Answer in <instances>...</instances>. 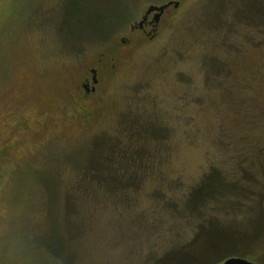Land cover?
Wrapping results in <instances>:
<instances>
[{
	"label": "rangeland",
	"instance_id": "rangeland-1",
	"mask_svg": "<svg viewBox=\"0 0 264 264\" xmlns=\"http://www.w3.org/2000/svg\"><path fill=\"white\" fill-rule=\"evenodd\" d=\"M170 2L155 38L132 35ZM171 253L264 264V0H0V264Z\"/></svg>",
	"mask_w": 264,
	"mask_h": 264
},
{
	"label": "flooded vegetation",
	"instance_id": "flooded-vegetation-1",
	"mask_svg": "<svg viewBox=\"0 0 264 264\" xmlns=\"http://www.w3.org/2000/svg\"><path fill=\"white\" fill-rule=\"evenodd\" d=\"M152 6H150L151 8ZM175 7L174 5L169 6L164 12L153 11L148 14V10L142 15V19L139 23L131 28L132 35L140 38L143 43L147 39H153L156 37L160 30V26L164 21V17L169 8ZM176 8V7H175ZM133 39V38H132ZM131 42V39L124 38L121 40L122 44ZM133 43V40H132ZM120 54L117 51L112 50L109 54H102L95 62L93 67L87 72L86 76L82 79V83L79 87L81 93L84 95L96 94L98 86H102L105 82H109L111 77L116 73L119 66L118 57ZM80 108V116L85 118L86 121H91L92 115L94 114V103H89L85 98L77 97ZM99 111V108L96 109Z\"/></svg>",
	"mask_w": 264,
	"mask_h": 264
},
{
	"label": "trees",
	"instance_id": "trees-1",
	"mask_svg": "<svg viewBox=\"0 0 264 264\" xmlns=\"http://www.w3.org/2000/svg\"><path fill=\"white\" fill-rule=\"evenodd\" d=\"M77 5V4H76ZM75 5V6H76ZM77 8V6L75 7V9ZM78 16V14H72L71 15V19H76ZM81 23V22H80ZM142 145V144H141ZM137 146L136 143H132V147L131 149H135ZM138 148V147H137ZM141 155H142V152H141ZM127 158V161L129 160V156H125ZM134 157L135 158H139L140 155L139 154H133V150H132V161L134 160ZM141 158V157H140ZM131 161V162H132ZM122 167H120V169L122 170V173H124L125 171L128 172V178L129 180L127 181V184L128 182H132V176H130V173H132V165L131 166H128L125 168V165L122 161ZM97 176H102V172H98L97 173ZM121 177V176H120ZM116 177L115 179L117 180V178L120 180L122 179L123 181L125 180V176L124 177ZM95 178V177H93ZM86 179L89 180V176L88 174L86 175ZM113 180V179H112ZM101 181V180H100ZM98 182V181H96ZM96 182L95 183H92V185H96ZM95 196V195H94ZM97 197V196H95ZM184 253H171V254H168L166 257L162 258L160 261H158L157 263H154V264H187L185 258H184Z\"/></svg>",
	"mask_w": 264,
	"mask_h": 264
},
{
	"label": "water",
	"instance_id": "water-1",
	"mask_svg": "<svg viewBox=\"0 0 264 264\" xmlns=\"http://www.w3.org/2000/svg\"><path fill=\"white\" fill-rule=\"evenodd\" d=\"M172 5H174L176 8H178L180 5V2H170L169 4H166L162 7H151L148 10V14L152 13L155 10L162 13L165 11L166 8H168L169 6H172ZM223 264H256V263L250 262V261L243 259V258L233 257V258H229L228 260H226Z\"/></svg>",
	"mask_w": 264,
	"mask_h": 264
}]
</instances>
